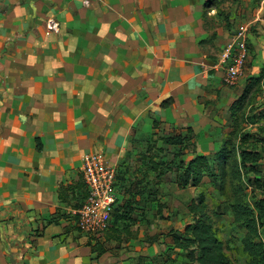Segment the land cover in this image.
<instances>
[{"label": "crops", "instance_id": "1", "mask_svg": "<svg viewBox=\"0 0 264 264\" xmlns=\"http://www.w3.org/2000/svg\"><path fill=\"white\" fill-rule=\"evenodd\" d=\"M205 2L0 0V264H132L77 228L81 158L103 152L129 188L128 136L154 120L190 127L198 155L220 147L243 88L222 81ZM254 39L261 61L264 30Z\"/></svg>", "mask_w": 264, "mask_h": 264}, {"label": "rangeland", "instance_id": "2", "mask_svg": "<svg viewBox=\"0 0 264 264\" xmlns=\"http://www.w3.org/2000/svg\"><path fill=\"white\" fill-rule=\"evenodd\" d=\"M208 12L209 15H207V17L213 15L215 19L210 17V23L208 22L205 27L209 31H215V35L211 40L219 42L223 39L222 45H224V47L221 50L222 54L227 51L240 27H247L249 57L247 58L237 86L244 88L249 81H253L261 74L260 71L264 67V59L261 61L258 59L255 60V55H252L256 50V40L254 36L258 32L260 33V30H264V22L258 20L259 18H264V0H209L204 15ZM218 32H220V35H218ZM213 41L211 43H213ZM206 43H209V41L207 40ZM213 48L214 46L212 44L211 51ZM217 48L218 46L214 49ZM228 62L229 61L226 60V62L222 64L223 68L228 65ZM258 111H264V74L260 84L252 88L248 104L240 113V115L243 114L247 118L246 120L243 118V120L239 119V121H237L238 129H240L241 134L247 132L253 133L255 129H257L258 126L252 124L249 114ZM257 123L264 125V119L260 121L257 120ZM185 129L186 128L176 125L161 124L160 122L157 127H142L134 130V132L128 136L129 142L134 147V184L142 177V172L145 169V167L139 166L141 154L145 149L148 146L152 147L153 158H155L156 161L164 160L165 162L163 163H168V161L172 159L173 154L178 151L177 148L163 145L161 137H168L178 132L187 134ZM192 138L194 139L193 136ZM223 140L224 138H222L221 143H219L220 147ZM220 147H218V149ZM218 149L216 148V150ZM183 151V155L185 156L186 154H196L199 152L198 145L191 139L188 143V149ZM214 152L215 151L209 154L207 152L205 154L209 156L208 159L210 162L213 159ZM230 164L231 161L226 163L225 170L227 172H231ZM118 167V174L120 175L123 170L121 169L122 166L118 165L117 170ZM174 167L175 166L170 168L172 169L170 173L167 172V174L163 176L161 182L154 183V180L148 182L147 191L152 190L157 193L155 194L157 196L155 201L145 200L141 201L142 204L132 203L135 205L133 206L134 212L130 211L129 207L124 206V212H126L127 216L129 215L128 218L124 217L125 219L120 222L121 224L119 227L115 226V220L114 222L113 220L111 222L109 221L104 232L92 236L93 239L100 242L106 239L107 236L113 238L117 242H112L111 244L106 242V244L110 246V248H107L108 251L112 254H116L118 257L122 254L121 257L123 258H131L132 264H135V259H137L140 264L142 257H144V263L164 264L165 256L162 253L167 245L170 244L171 236L169 234L176 232L182 235L185 225L192 220V215L188 212L187 205L191 200L198 201L196 198L199 193L202 192L204 204L206 205L205 211L208 222L222 241L224 250L231 259L232 264H246V257L242 252V240L246 230L241 223H235L233 221L231 205L234 201L239 199L245 206L254 208L255 214L258 213L255 203L261 200L264 201V191L263 188L254 183L253 180L259 179L261 184L264 182V158L259 164L260 172L258 175L241 170L240 179H237L236 176L234 177L230 174H226L223 190L221 192H219L217 187L213 184L212 177L207 172L204 173L201 183L197 188L192 186L181 188L174 180L176 173ZM162 169H164V167ZM153 177L154 174L151 171L146 175L147 179H143V183H147V180H151ZM119 178L120 189L125 178L122 176ZM83 187L84 185L81 181V183L78 184V194L83 191ZM237 187H239L240 190H237ZM147 191L144 198H146ZM120 192L119 190V194ZM123 199L124 201L128 200L130 202V198ZM123 199L120 203H123ZM76 209L77 207H75V210ZM139 211H143V215ZM143 223L146 224L144 225ZM259 223V240L264 245V213ZM122 224L123 228L121 227ZM132 228H134V230ZM130 239L134 241V244L126 245ZM158 248L160 250H158ZM149 249L150 255L144 256ZM140 255L141 258H139ZM182 255L183 254L176 255V253L173 252L171 253V259L174 262L170 260L168 262H170V264H189L188 262L186 263V260L183 258L184 255Z\"/></svg>", "mask_w": 264, "mask_h": 264}, {"label": "trees", "instance_id": "3", "mask_svg": "<svg viewBox=\"0 0 264 264\" xmlns=\"http://www.w3.org/2000/svg\"><path fill=\"white\" fill-rule=\"evenodd\" d=\"M208 3L209 0H206V7ZM260 72L261 74L257 78L253 81H249V83L244 86L241 95L231 102L229 106V116L231 120L230 129L224 137L221 147L214 152L211 162L208 159L209 156L206 155L194 153L186 154V156L183 155V150L188 149V143L191 139L193 141V131L190 127H187L185 129L187 134L178 132L168 137H161L163 145L177 148L178 151L173 154L172 159H170L168 163H163L165 162L164 160L156 161V159L153 158L152 147L148 146L145 149L141 154V161L139 162V166L145 167V169L142 172V177L136 181L134 185L132 183L133 186L131 185L129 188H123L124 184L122 183V188L120 187L119 189V177L121 176L118 174L119 168L117 170L116 166L115 188L117 201L111 212L110 222L112 220L114 222L115 220V226L119 227L121 224L120 222L125 219L124 217L128 218L129 216L124 212L125 207H129L130 211L134 212V207L128 200L124 201L123 199V203H119L121 202V200L119 201V190L122 194H128L131 198H134V200H136L134 202L138 204L145 200L155 201L157 198L155 194L157 193L152 190L147 191L148 182H152V180H154V183L161 182L163 176H165L167 172L170 173L172 170L170 168L173 166H175L174 168L176 169H174L176 172L174 180L181 188H186L188 186L197 188L205 172L210 174L213 184L217 187L219 192L223 190L226 174H230L234 177L236 176L237 179H240L241 170L258 175L260 172L259 164L264 158V125L258 124L257 120L260 121L261 118H264V111L249 114L251 118L249 119L252 124L258 126L253 133L247 132L241 134L240 129H238L237 121H239V119L243 120V118L245 120L247 119L245 115H240V113L248 104L252 88L260 84L264 74V67ZM158 124L159 122L154 120L152 122V127H157ZM36 143V148L40 150L41 147L38 139ZM228 161H231V172L225 170ZM163 167L164 169H162ZM151 171L154 174L153 179L151 178V180H147V183H143V179L146 180V175ZM253 182L262 187L264 191V182L261 184L259 179H254ZM237 190H240V188L237 187ZM146 191V198H144ZM86 195V188H84L81 193H77L74 207L78 208L84 201ZM196 199L198 201L191 200L187 205L188 212L192 215V220L185 225L182 235L176 232L169 234L171 236L170 244L167 245L162 253L165 256L164 264H170V262H168L169 260L174 262L171 259V253L173 252H175L176 255L183 254V258L186 260V263L188 262L189 264H232L231 259L224 250L222 241L208 222L205 211L206 205L204 204L202 192L199 193ZM255 207L258 211L257 214H255L254 208L245 206L239 199L234 201L231 205L233 221L235 223H241L246 230L242 240V252L246 257V264H264V245L259 240L258 233L259 222L264 213V201H258L255 203ZM139 212L142 215L144 213L143 211ZM51 220H53V218ZM121 227L123 228V224ZM107 250L108 249L100 242H96L92 245V252H96L97 256H100ZM139 258H141V256H139ZM143 261L144 257L141 258L140 264H147Z\"/></svg>", "mask_w": 264, "mask_h": 264}, {"label": "built area", "instance_id": "4", "mask_svg": "<svg viewBox=\"0 0 264 264\" xmlns=\"http://www.w3.org/2000/svg\"><path fill=\"white\" fill-rule=\"evenodd\" d=\"M48 27L57 29V24L49 21ZM247 32V27H240L221 61H229L222 76L228 87L238 83L249 57ZM81 173L87 195L75 210L76 225L80 232L96 235L106 229L117 201L116 166L107 161L103 152H88L81 158Z\"/></svg>", "mask_w": 264, "mask_h": 264}]
</instances>
